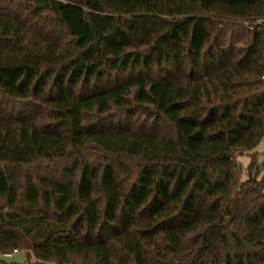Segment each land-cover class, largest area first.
<instances>
[{
	"label": "trees",
	"instance_id": "obj_1",
	"mask_svg": "<svg viewBox=\"0 0 264 264\" xmlns=\"http://www.w3.org/2000/svg\"><path fill=\"white\" fill-rule=\"evenodd\" d=\"M263 137L264 0H0V254L264 264Z\"/></svg>",
	"mask_w": 264,
	"mask_h": 264
},
{
	"label": "rangeland",
	"instance_id": "obj_2",
	"mask_svg": "<svg viewBox=\"0 0 264 264\" xmlns=\"http://www.w3.org/2000/svg\"><path fill=\"white\" fill-rule=\"evenodd\" d=\"M258 153H255V152ZM254 154H258V164L261 166L262 163H264V137L261 139V141L258 143V145L251 151H245L241 154L237 155V161L240 165L243 166V168H247L251 157ZM264 171L259 167L258 172H256L257 177H262ZM243 178H247V173H243ZM27 262V252L25 250H20L18 252H15L11 257H6L2 254H0V264H25ZM69 264V263H67Z\"/></svg>",
	"mask_w": 264,
	"mask_h": 264
},
{
	"label": "built area",
	"instance_id": "obj_3",
	"mask_svg": "<svg viewBox=\"0 0 264 264\" xmlns=\"http://www.w3.org/2000/svg\"><path fill=\"white\" fill-rule=\"evenodd\" d=\"M15 252H17L16 249L13 250L12 252H5V253H3V255L6 256V257H11Z\"/></svg>",
	"mask_w": 264,
	"mask_h": 264
}]
</instances>
